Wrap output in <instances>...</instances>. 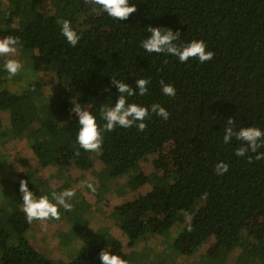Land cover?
Listing matches in <instances>:
<instances>
[{"label": "trees", "instance_id": "trees-1", "mask_svg": "<svg viewBox=\"0 0 264 264\" xmlns=\"http://www.w3.org/2000/svg\"><path fill=\"white\" fill-rule=\"evenodd\" d=\"M54 1L58 5L42 14L38 26L21 28L17 19L36 9V4L34 0H7L0 36H19L22 45L18 49L28 54L35 70L57 76L63 96L38 104L34 90L38 82L22 93L0 88V111L9 113L7 129L0 119V142L8 136H27L38 156L50 157L42 158L48 163L70 159L77 164L107 154L111 178L129 175L140 186L148 184V191L111 207L109 216L121 220L128 248L150 231L161 235L178 222L182 226L172 246L181 253L188 246L195 252L213 238V255L206 254L208 264H225L238 245L248 250L261 245L264 264V231L248 230L251 219H264V159L255 160L251 152L237 157L235 150L241 142L235 138L223 143L229 118L234 119L237 131L251 126L264 130V0H129L137 12L124 21L110 18L99 6L85 5L84 0ZM63 19L70 20L82 37L75 48L61 35L58 21ZM149 26L180 31L178 44L204 40L214 58L203 64L197 59L182 64L174 56L149 54L140 46L150 36ZM112 78L136 91V79L150 78L149 94L128 97L129 103L149 106L158 102L170 117L164 121L152 114L144 132L118 126L104 134L102 152H85L76 143L79 124L71 102L86 105L103 124L101 105L114 106L120 95ZM162 79L176 87V97L162 94ZM35 134L50 141L46 152L31 139ZM169 141L178 151L172 182L158 153ZM5 155L0 156V189L4 191L0 200H6L0 203V264H101L103 249L92 239L85 238L67 262L53 261L32 246L25 236L30 224L19 192L20 181L27 179L22 175L9 186H1L7 176L3 164L14 162ZM247 156L253 157L252 163ZM19 161L28 163L25 157ZM221 161L229 165L222 176L215 174V165ZM28 187L37 198L45 193L41 183L28 182ZM205 192L208 197L201 200ZM182 210L192 217V232L187 231ZM108 251L127 258L122 245Z\"/></svg>", "mask_w": 264, "mask_h": 264}, {"label": "rangeland", "instance_id": "rangeland-1", "mask_svg": "<svg viewBox=\"0 0 264 264\" xmlns=\"http://www.w3.org/2000/svg\"><path fill=\"white\" fill-rule=\"evenodd\" d=\"M34 2L36 9L17 19L19 27L38 26L42 14L52 12L58 5V2L54 0H34ZM0 3L1 24L6 18L5 10L8 3L7 0H0ZM0 38L3 37L0 36ZM24 52L18 49L14 57H0V88H8L10 91L22 93L29 88L32 82H38L39 85L34 87L38 104L60 100L63 96V84L54 73L35 70L31 60L29 63L28 54ZM8 58L19 59L23 65L20 73L12 78H9L3 68V62ZM75 103L77 102L73 99L71 108ZM80 106L87 109L86 105L80 104ZM8 118L7 111H0L1 123L5 129L9 127ZM40 136L42 137V134ZM8 137H5V141L0 142V154L7 152L8 155H2L14 162H12V166H8V161L3 164L7 176L2 180L1 186H9L11 181L18 177L21 178L23 175L28 182L35 185L41 183V189L45 190L44 195H48L50 199L52 192L60 193L66 189L75 191V196L69 201L73 205L72 211L65 212L61 208L59 221H34L25 234L32 246L51 260L65 262L71 260L87 238L98 242L100 247L107 251L113 245H122L129 264H208L206 254L213 255L211 245L214 243V239L210 238L195 252H193L192 246H188L186 252L181 253L172 246L173 240L182 226V223L178 222L161 235L150 231L147 236L144 235L146 238L139 240L135 246L131 248L126 246L128 238L120 230L121 220L112 215L109 216L111 207L133 200L140 193L148 191L150 187L148 184L138 185L129 175L111 178V160L107 154L90 156V160L85 158L77 164L70 159H60L57 162L48 163L42 158L48 160L50 157L38 156L29 147L27 136ZM43 138L47 143L36 134L31 136L34 143H40L46 152L51 143L47 138ZM158 153L169 173L167 180L172 182L173 172L176 168L175 159L178 155L174 142H167ZM23 157L28 161L27 164L19 161ZM88 183L93 184L96 188L95 193L87 187ZM0 192H4L3 189H0ZM3 201L6 200H0V203ZM248 230L264 231V219L259 217L251 219L248 223ZM261 250V245L253 250H248L241 245L235 246L225 264H261Z\"/></svg>", "mask_w": 264, "mask_h": 264}, {"label": "clouds", "instance_id": "clouds-1", "mask_svg": "<svg viewBox=\"0 0 264 264\" xmlns=\"http://www.w3.org/2000/svg\"><path fill=\"white\" fill-rule=\"evenodd\" d=\"M85 5L99 6L110 18L117 21L128 20L129 17L137 12L135 4H130L129 0H84ZM94 12L96 8L92 9ZM99 14V13H97ZM60 24L61 35L66 42L75 48L81 40V35L74 30L71 21L63 19L58 21ZM150 33L146 39L142 40L141 47L149 54H166L178 58L180 63H186L190 59H197L201 64L211 61L215 53L208 50V45L204 40H192L187 44H178L181 32L173 31L171 28L151 27L147 28ZM22 45L19 36L8 35L0 38V57H14L18 48ZM23 65L19 59L8 58L3 62V68L8 73L9 78L18 75ZM150 78H138L135 81L136 91L133 86L119 79H111V84L120 94L114 106L101 105L99 110L100 119L103 124L97 122V117L92 112L82 108L79 103H75L71 112L75 113L78 119L79 130L76 136V143L85 152H102V146L105 140V133H111L120 128L130 129L135 127L137 131L144 132L147 129L146 121L152 114L161 117L167 121L170 112L158 102L149 106H141L135 102L129 103L128 97L145 96L149 94ZM161 92L168 97H176L177 89L171 83H166L163 79L159 81ZM235 121L232 118L227 120L224 128L223 143L229 144L233 138L241 142V146L236 148L235 155L244 157L249 152L255 153V160L264 159V152L258 151L264 148V130L260 127H241L237 131L234 127ZM79 155V152L76 153ZM248 162H253L252 156H247ZM229 171V165L223 161L215 165V174L224 175ZM87 187L93 192L96 188L88 183ZM19 192L22 194L23 212L26 222L32 224L34 221L46 222L49 220L59 221L61 219L62 208L65 212H70L73 205L69 201L75 196V191L66 189L60 193L52 192L51 199L48 195L35 196L33 191L29 190L28 182L21 180L19 183ZM208 193L205 192L200 197L206 200ZM186 219L187 231H193L191 223L192 217L186 211L182 210ZM101 264H129V261L121 256L114 254L106 249L99 253Z\"/></svg>", "mask_w": 264, "mask_h": 264}]
</instances>
